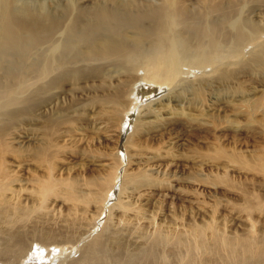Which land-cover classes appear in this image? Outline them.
I'll return each instance as SVG.
<instances>
[{
  "label": "rangeland",
  "instance_id": "374dc122",
  "mask_svg": "<svg viewBox=\"0 0 264 264\" xmlns=\"http://www.w3.org/2000/svg\"><path fill=\"white\" fill-rule=\"evenodd\" d=\"M54 1L15 0V4L63 16L70 0ZM77 3L90 7L108 1ZM190 4L194 12L201 10L196 2ZM245 11L244 17L263 32L244 47L241 63L240 58L226 62L233 76L226 82L231 86L222 83L224 90L214 83L212 90L201 89L189 106L188 93L175 97L179 93L170 80L147 84L139 69L133 73L141 72L136 81L114 78V84H125V95L120 99L123 106L117 105L121 117L112 124L110 71L97 81L66 82L47 95L41 107L25 114L31 116L14 121L6 136L11 147L0 148V176L7 173L9 181L7 190L0 191V210L28 211L24 230L37 227L40 233L51 232L45 243L30 242L35 249L43 248L40 252L46 257L40 263H76L98 236L106 243L104 264H258L264 243V69L243 64L264 44V6ZM215 77L208 66L184 74L175 84L185 79L192 87L197 79L213 82ZM44 83L31 73L22 86L30 87L31 94ZM148 86L155 90L150 92ZM13 90L20 92L18 86ZM242 93L246 102L240 101ZM168 96L170 101L165 100ZM150 97L157 102L153 108L148 106ZM50 128L53 135H48ZM45 141L54 144L48 158L47 150L45 155L38 151ZM50 175L59 182L44 198L39 195L41 185ZM105 182L112 186L99 195ZM72 183L76 195L68 201L64 193ZM92 194L100 198L87 201ZM3 221L0 264H34L35 258L14 260L15 250L6 253L8 228ZM196 231L203 234L204 247L194 245H198ZM161 235L170 239L168 243L154 244ZM244 242L251 249L242 247ZM152 244L157 249L152 250Z\"/></svg>",
  "mask_w": 264,
  "mask_h": 264
},
{
  "label": "bare ground",
  "instance_id": "6f19581e",
  "mask_svg": "<svg viewBox=\"0 0 264 264\" xmlns=\"http://www.w3.org/2000/svg\"><path fill=\"white\" fill-rule=\"evenodd\" d=\"M107 1L108 4L87 7L86 3L78 6L77 0H70V4L63 9V16H53L46 11L27 7L19 9L15 0H0V148L7 150L6 136L14 126V121L22 119L44 101L46 103L47 95L51 92L62 88L68 81H97L98 78L107 77L110 71L114 74L113 77L109 76L114 91L109 99L110 106L115 107L111 112L112 124L121 117L117 105L123 106L120 99L125 95V84H114V78L118 77L125 83L136 81L141 72L138 71L137 76L133 73L139 69L143 70L144 74L140 77L147 84L158 86L170 80L174 92L179 93L175 97L181 98L188 93L190 97H185L190 106L203 89L211 87L212 90L214 83L220 85V91L224 90L222 83L226 85L233 76L226 62L240 58L238 61L241 63L244 47L253 43L260 31L263 32L259 25L252 24L248 20L250 17L246 19L244 14L248 8L264 6V0H156L159 3L156 2L155 6L149 0H113L116 1L114 4L111 0ZM191 2H196L201 10H191V5L194 6ZM226 26L227 32L224 31ZM244 42L239 52L240 44ZM204 52L209 56L204 55ZM254 54L243 65L252 70L264 69V44H260ZM208 66L216 73L213 82L207 78L197 79V84L189 87L184 79L175 84L184 74L193 70L202 71ZM31 73L37 74L45 83L34 87L28 94L30 87L22 86V83ZM228 84V87L231 86ZM13 86H18L20 92H15ZM148 87L150 92L155 90L152 86ZM243 94L239 96L242 99L240 101L246 102ZM152 98L147 100L151 101ZM165 100L170 101L169 96ZM156 103L151 101L148 106L153 108ZM180 105L184 110V102H180ZM255 109H258V105ZM52 124L56 122L52 121ZM47 132L48 135L54 134L51 128ZM48 140L53 141L54 138ZM47 141L38 149L42 155L47 150L46 158L50 157L51 149L54 148V141ZM6 175L0 176V191L7 190L9 181ZM58 182L52 175L44 179L39 195L46 198L54 192L55 183ZM91 182L97 184L96 181ZM107 183L102 185L104 189L99 195L106 194L105 190L111 188L112 185ZM131 184L138 185V182L132 180ZM75 195L74 184H69V190L64 193L65 199L70 201ZM98 198L100 196L92 194L86 199ZM8 211L0 210V220H4L8 228L6 253L15 250L14 260L35 258L34 264H44L40 263V259L45 260L46 257L40 252L43 248L35 249L30 242L48 240L51 232L40 233L37 227L24 230L30 216L28 211ZM195 237L198 245H194L204 247L203 234L196 231ZM169 240L161 235L153 242L164 244ZM154 244L151 245L152 250L158 247ZM105 245L103 239L97 236L86 245L82 259L72 264H104L102 255ZM241 246L246 250L251 249V245L245 242ZM260 246L263 248L258 264H264V243Z\"/></svg>",
  "mask_w": 264,
  "mask_h": 264
}]
</instances>
